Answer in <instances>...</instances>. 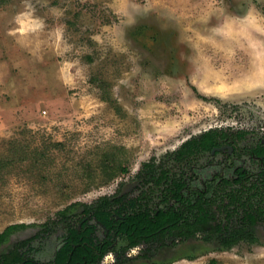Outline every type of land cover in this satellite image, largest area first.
Instances as JSON below:
<instances>
[{
	"label": "rangeland",
	"instance_id": "1",
	"mask_svg": "<svg viewBox=\"0 0 264 264\" xmlns=\"http://www.w3.org/2000/svg\"><path fill=\"white\" fill-rule=\"evenodd\" d=\"M210 129L230 149L172 162ZM145 161L169 164L191 202L204 190L212 208L255 212L258 240L213 250L188 239L122 264H264V0H0V233L27 224L3 244L22 239L46 263L83 209L144 231L177 219L168 180L134 188ZM125 245L113 237L100 264H120Z\"/></svg>",
	"mask_w": 264,
	"mask_h": 264
},
{
	"label": "trees",
	"instance_id": "2",
	"mask_svg": "<svg viewBox=\"0 0 264 264\" xmlns=\"http://www.w3.org/2000/svg\"><path fill=\"white\" fill-rule=\"evenodd\" d=\"M227 134L223 130L210 129L197 136L186 139L177 149L172 151V162L182 164L192 161L196 155L204 150H212L215 147L228 145ZM231 145V144H230ZM171 168L169 164L154 161H145L141 164L135 174L134 188H143L153 184L158 179L168 180L169 186L164 194L165 198L172 197L174 202H178L179 217L165 223L148 225L143 223L148 230L137 229V223L128 215L116 217L109 214L105 223L100 221L105 208L94 207L84 211L79 218L78 227L73 223L66 226V234L63 238V245L54 253L50 262H41L27 255V250H22L24 244L16 239L10 245H4V241L9 239L13 233L27 226L25 223H13L7 226L0 233V264H100L102 257L107 251H112L113 237L125 238L126 245L120 250H115L114 263H125L138 258L151 259L152 262L156 250L165 246H173L178 241L188 239H198L208 244L213 250L229 249L238 243H257L255 234L256 213L244 208L243 210L233 209L226 206V203L214 205L213 200L203 198L204 190H196L193 202L185 198L182 188L185 185L182 176L170 177ZM264 179V171L260 174ZM264 197V191L260 194ZM121 199L120 196H111L110 200ZM231 200V199H230ZM80 205L79 202L72 203L71 207ZM65 207L63 213H77L74 208ZM166 210H172V207ZM93 216L97 223H102L106 230V236L98 240L93 234V225L87 223V217ZM168 215L165 213L164 218ZM182 220V222H178ZM145 221V219H144ZM200 233V237H196ZM144 244L139 249V253L131 256L126 251L134 246ZM190 258V257H187Z\"/></svg>",
	"mask_w": 264,
	"mask_h": 264
},
{
	"label": "clouds",
	"instance_id": "3",
	"mask_svg": "<svg viewBox=\"0 0 264 264\" xmlns=\"http://www.w3.org/2000/svg\"><path fill=\"white\" fill-rule=\"evenodd\" d=\"M229 146H230L229 144H228V145L226 144V146H225V147H227V148L229 149ZM219 147H222V148H223V147H224V145H222V146H218V148H219ZM215 148H216V147H215ZM218 150H219V149H218ZM214 151H216V150H214ZM62 243H63V242H62ZM62 243H61V244H62ZM59 248H60V247H59Z\"/></svg>",
	"mask_w": 264,
	"mask_h": 264
},
{
	"label": "water",
	"instance_id": "4",
	"mask_svg": "<svg viewBox=\"0 0 264 264\" xmlns=\"http://www.w3.org/2000/svg\"><path fill=\"white\" fill-rule=\"evenodd\" d=\"M220 148H222V147H219V148H218V147L213 148L212 151H214V150H218V149H220ZM229 149H230V148H229ZM61 245H62V244H60L59 247H60Z\"/></svg>",
	"mask_w": 264,
	"mask_h": 264
}]
</instances>
